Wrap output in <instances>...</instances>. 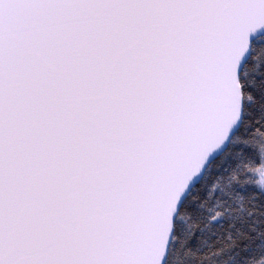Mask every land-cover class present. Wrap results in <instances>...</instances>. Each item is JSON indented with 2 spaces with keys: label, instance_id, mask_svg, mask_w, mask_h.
I'll return each mask as SVG.
<instances>
[{
  "label": "snow or ice",
  "instance_id": "snow-or-ice-1",
  "mask_svg": "<svg viewBox=\"0 0 264 264\" xmlns=\"http://www.w3.org/2000/svg\"><path fill=\"white\" fill-rule=\"evenodd\" d=\"M0 264H264V0H0Z\"/></svg>",
  "mask_w": 264,
  "mask_h": 264
}]
</instances>
